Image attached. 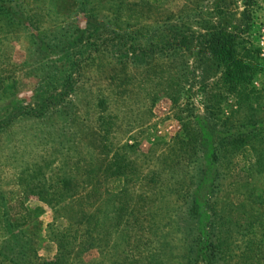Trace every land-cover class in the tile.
Returning a JSON list of instances; mask_svg holds the SVG:
<instances>
[{"label":"rangeland","instance_id":"rangeland-1","mask_svg":"<svg viewBox=\"0 0 264 264\" xmlns=\"http://www.w3.org/2000/svg\"><path fill=\"white\" fill-rule=\"evenodd\" d=\"M242 1L162 0L153 5L144 4L145 0H99L96 15L101 21L118 10L122 24L135 27L139 23L142 29L147 26L159 32L168 22L200 32L205 24L202 19L242 31L246 27ZM7 4L19 13L12 19L0 12V243L12 238L9 229L13 224L27 220L21 232L32 239L42 259H53L58 250L54 234L70 225L67 216L73 209H89L102 195V207L112 210L117 198L110 190L116 182L106 178L102 167L107 155L120 151L126 154L130 192L138 196L131 201L139 204L140 212L154 202L158 232L142 228L130 229L127 236L118 234L116 256L141 253L143 258L155 251L168 264L175 257L186 263L193 254V264H264V158L261 171L243 168L246 162L255 161L252 153L235 158V171L222 177L221 190L214 199L217 216L203 206L207 203H201L207 212L192 217L183 197L195 172L188 133L205 117L208 102L216 107L220 104L217 113L221 118L240 124L251 117L264 130V0L251 5L250 23L239 38L241 49L259 48L263 59L252 83L262 93L258 99L251 96L250 101L230 94L215 59L196 48L181 50L174 60L157 57L151 64L130 62L125 66L108 52L73 66L74 61H80L79 55L48 48L45 42L41 51L38 48L42 36L71 23L76 25L73 28L88 26L87 15L78 13L79 0H7ZM52 64L56 66L53 81L50 77L55 74L46 73ZM70 70L77 79L70 94L59 96L57 100L62 101L52 105L47 114L31 115V108L40 110L46 91H63V78ZM190 112L194 115L189 116ZM102 117L111 123L109 127L101 125ZM107 128L102 141L99 134ZM259 138L263 148L264 139ZM182 145L187 153L181 151ZM37 165L51 180L60 174L75 178L79 189L89 190L91 197L74 199L71 209L62 212L39 197H26L20 176ZM154 172L153 181L150 176ZM95 187L100 189L97 197L93 195ZM141 194L147 196L141 200L146 206L136 201ZM230 211L236 215L226 220ZM210 233L222 245L215 257L208 245ZM99 244L97 248L85 247L79 264H109L114 251L104 248L101 252Z\"/></svg>","mask_w":264,"mask_h":264},{"label":"trees","instance_id":"trees-1","mask_svg":"<svg viewBox=\"0 0 264 264\" xmlns=\"http://www.w3.org/2000/svg\"><path fill=\"white\" fill-rule=\"evenodd\" d=\"M160 2L162 0H145L144 4L155 5ZM242 2L245 6L244 18H247H245L246 27L242 31H231L225 27H220L219 24H213L202 19L205 24L200 26L202 29L200 32H196L190 27L186 28V25L168 22L161 33L157 29L147 26L142 29L139 27V23H136L135 27L122 24L118 19V10L111 11L109 18L104 16V19L100 21L99 16L96 15V12H99V0H79L78 13L87 15L88 26L84 29L78 27V25L73 28L76 25L71 23L68 27L53 32L51 35L42 36L38 49L41 51V45L45 42L48 48L62 49L67 51L69 56L79 55L77 57H81L80 61H74L73 66L78 64L80 66V62L90 61L109 52L112 56L116 55V59L126 66L130 62L151 64L149 61L157 57L172 58L174 60L181 50L196 48L200 54L211 55L215 59L216 66L221 70V77L226 90L230 94L237 96L238 99L243 98L250 101L252 100L251 96L256 95L255 97L258 99L262 93V90H256L252 83L256 74L262 69L263 59L260 56L259 48L251 49L245 46L242 49L240 48L239 38L241 33L248 28L250 8L255 0H243ZM0 12L8 14L13 19L19 13V10L8 5L7 0H0ZM72 50H74L73 55ZM116 53H119V55ZM55 67L52 64L49 70L46 69L48 76L55 74H53ZM73 74L74 72L70 70L64 75L63 91L59 93L46 91L48 95L46 94L47 96L41 104L40 110L31 108L29 113L41 117L47 114L52 105L58 103L59 100L62 101L60 98L57 100L59 96L66 97L69 95L73 89L71 87L77 80ZM55 77L56 74L50 78L53 81ZM171 97L174 102H178V98ZM218 106H220L219 103ZM217 107L216 103L208 102L205 105V117L197 120L196 127L192 131L188 127V132L190 131L188 133V136L190 135L189 142L193 151L190 156L194 157L195 172L191 177L192 183L185 190L183 197H185L187 204L186 209L192 217H199L207 211H211V215L215 216L216 214L217 216L218 212L215 210L214 205L217 199L215 201L214 199L221 190L220 181L222 177L228 171H235V158L244 154L247 155L249 152L253 154L255 161L246 162L243 168L251 171L253 167H256L258 171H261L263 167L264 147H261L263 142L259 136L264 139V130L259 126V122L252 121L249 117L247 123L235 124L231 121V118H221L220 113H217ZM193 115L194 112L189 113V116ZM104 120L105 118L102 117L101 125L108 124L107 127H109L111 123ZM257 127H259V130ZM105 132L99 134L102 141L104 138L106 139L109 128ZM182 142L186 144L185 141ZM210 145L211 149L208 151ZM128 146L132 147L129 144L125 145V147ZM180 147L181 151L187 153L188 149H184L183 145ZM125 155L120 151L111 156L110 154L107 155L106 163L102 167L106 178H112L116 182L113 189L110 190L113 196L117 198L111 211L102 207V195H99L89 209L82 206L79 209H73L72 214L67 216L70 225L57 230L54 234L53 239L57 242L58 250L51 260L42 259L32 245V239L25 237L21 232L20 228H23L27 220L16 222L9 229L12 238L0 243V264H79L82 261L80 258L82 250L88 246L97 248L100 242L102 243L101 252L104 248H112L114 251V257L111 258L109 264H168L163 259H159L157 255L160 254H156L155 251H151L143 258L141 253L138 256L126 252L124 256L121 254L116 256L115 254V251L119 249V245L115 240L118 234L121 233L123 236L126 234L127 236L130 229L143 230L142 228H147L148 232L153 234L158 232L154 223L156 213L154 202L148 207L147 211L143 210L142 212L141 210L140 212L139 204L131 201V198H137L138 196L131 194L129 189L131 178H129L127 165L124 162ZM208 160L209 163H207ZM226 169L228 170L226 171ZM45 175L43 167L38 165L31 173L22 172L20 183L26 197H39L46 204L60 212L63 209H71L72 205L70 204L76 198V200H79L91 197L89 190L85 192L86 189H79L78 181L73 177L60 174L59 178L54 181ZM154 175H156V172L153 173V176H150L153 181L155 180ZM190 186L191 188H189ZM94 191L93 195L97 197L100 189L95 187ZM145 196V194H141L136 200L141 202L142 206H146L141 201ZM201 203H207L203 205L208 207L207 211ZM227 215L226 220H231L233 215L236 214L230 211ZM130 216L132 218H129ZM209 221L211 222V220ZM211 223L213 224V222ZM15 229L19 231L16 232ZM215 233L217 236V232ZM210 234L208 245L209 247L212 246L213 256L215 257L222 251V245L217 240L218 238L213 240L212 233ZM261 235L264 239V224ZM130 240L131 236L128 238L127 243H130ZM193 255L189 256L190 261L186 258V263L183 259L175 257L172 259L171 264L176 261L178 264H193L196 262V256ZM88 264H97V262L93 261Z\"/></svg>","mask_w":264,"mask_h":264}]
</instances>
